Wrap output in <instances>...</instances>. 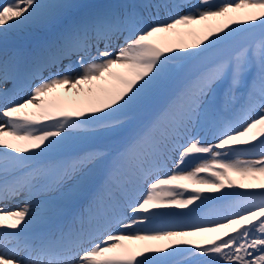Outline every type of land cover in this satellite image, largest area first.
<instances>
[{"label": "snow or ice", "instance_id": "obj_1", "mask_svg": "<svg viewBox=\"0 0 264 264\" xmlns=\"http://www.w3.org/2000/svg\"><path fill=\"white\" fill-rule=\"evenodd\" d=\"M21 198L0 264H264V0H0V204Z\"/></svg>", "mask_w": 264, "mask_h": 264}, {"label": "bare ground", "instance_id": "obj_2", "mask_svg": "<svg viewBox=\"0 0 264 264\" xmlns=\"http://www.w3.org/2000/svg\"><path fill=\"white\" fill-rule=\"evenodd\" d=\"M44 34L43 33H32V34H22L18 37H15L13 41H18L20 44H23V47H27L28 49L34 48V44L37 43L38 39L42 37ZM249 36L251 34H248ZM123 133V132H122ZM94 184V182H93ZM196 187H205L204 185H196ZM22 199V198H21ZM20 199H17V204H10L7 208H15L16 205L20 204L22 201H19ZM16 202V200H13ZM19 201V202H18Z\"/></svg>", "mask_w": 264, "mask_h": 264}, {"label": "rangeland", "instance_id": "obj_3", "mask_svg": "<svg viewBox=\"0 0 264 264\" xmlns=\"http://www.w3.org/2000/svg\"><path fill=\"white\" fill-rule=\"evenodd\" d=\"M219 1V3H223L224 2V0H218ZM118 2H129V0H118ZM256 33V32H255ZM255 33H253V34H251L250 36H252V37H255ZM254 35V36H253ZM258 35H259V33H258ZM257 35V36H258ZM244 43H248V41H245ZM14 45H15V47H18V45L17 44H15L14 43ZM28 51H31L30 49H27ZM194 165V164H193ZM237 179H239V177H236ZM193 187H196V185H193ZM218 207H219V202H218Z\"/></svg>", "mask_w": 264, "mask_h": 264}]
</instances>
